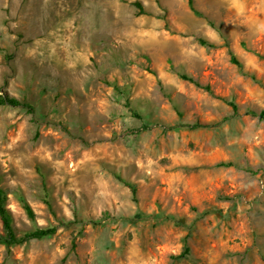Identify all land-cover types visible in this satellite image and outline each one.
<instances>
[{
  "label": "rangeland",
  "instance_id": "1",
  "mask_svg": "<svg viewBox=\"0 0 264 264\" xmlns=\"http://www.w3.org/2000/svg\"><path fill=\"white\" fill-rule=\"evenodd\" d=\"M132 1L0 0V94L34 107L0 106V185L18 233L57 225L0 264H264V0Z\"/></svg>",
  "mask_w": 264,
  "mask_h": 264
},
{
  "label": "trees",
  "instance_id": "2",
  "mask_svg": "<svg viewBox=\"0 0 264 264\" xmlns=\"http://www.w3.org/2000/svg\"><path fill=\"white\" fill-rule=\"evenodd\" d=\"M187 3L190 7V9L192 10V12L198 16H203L202 13L200 11H198L194 4H193V0H187ZM133 6L137 9V14H151L149 11H147L142 2L140 0H133L132 1ZM166 10V9H164ZM158 17L162 18L164 20V25L165 27H168V21L166 19V11H163V13L161 15H158ZM208 24L211 26H214V24L207 20ZM197 41L199 44L201 45H205L208 47H215L216 43L209 40L208 38H206L205 36H198L197 37ZM224 45L225 46H229L228 45V41H224ZM229 54H230V61L232 63H234L235 65H237L238 67H240V62L237 59V57L235 56V54L228 49ZM258 56L262 59H264L263 55L258 54ZM150 72L155 74V71L152 69H149ZM180 76L183 79H186L190 82H192L194 85H196L197 87H201L204 90H206L207 92H209L210 94H212V89L210 88V86L208 84L205 85H201L198 81L192 79L191 77L185 75V74H180ZM228 104L232 107V111L236 112V105L232 102L229 101ZM1 105H9V106H17V107H21L24 108L26 110V112L28 113H33L34 112V107L32 105L31 102H29L26 97H22V98H18L14 95L8 94V93H1L0 94V106ZM130 112L132 113L133 116L140 118L139 114L134 111V110H130ZM250 114L252 115H258L259 118H263L264 116V111H260L259 113H255L254 111H248ZM182 126L188 127V128H199V127H206L209 126L208 123H204L201 122L199 120H196L192 123L189 122H185L182 124ZM143 129L148 128V125H142ZM218 165H222V166H230L233 165V163L230 162H220L218 163ZM113 174L117 177V179L122 182L125 186H127L131 192V195L133 197L134 200H136V186L126 180L124 177H122L118 172L113 171ZM39 176L41 178V185H42V192H43V197L42 200L43 202L46 204L47 208L50 209L51 212H53L52 209V205H51V201H50V191L46 186V181H45V175L44 173L39 171ZM6 192L3 189V187L0 185V223L2 226V232L0 233V243L2 245H4V247L6 248V250H9L10 247H12L13 245H17V244H21V243H25L28 242L29 240L32 239H41V238H46V237H50L52 236L56 230H57V225H48V226H44V227H40V226H34L28 230H25L23 232L18 233L13 226V218L11 215V212L9 211V209L6 206ZM21 201H22V207L27 215V217L31 220H34V212L31 208V206L29 205V203L27 202V200L21 196L20 197ZM207 212V211H204ZM142 217H133L130 218V220L136 221L139 220ZM62 222V221H61ZM83 222L92 224V225H96L97 221H95L94 219H87ZM60 224H64V223H60ZM68 224V223H66ZM187 235L185 236V241L184 244L182 246V249L180 250L179 253L172 255L173 259H178V258H185L186 256H188L190 254V248L189 245L187 244L186 241ZM72 247L75 246V241L74 238H72L71 241Z\"/></svg>",
  "mask_w": 264,
  "mask_h": 264
}]
</instances>
